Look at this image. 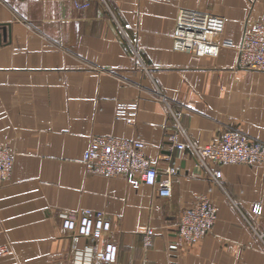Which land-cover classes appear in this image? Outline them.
Instances as JSON below:
<instances>
[{
	"label": "crops",
	"instance_id": "0c3cea01",
	"mask_svg": "<svg viewBox=\"0 0 264 264\" xmlns=\"http://www.w3.org/2000/svg\"><path fill=\"white\" fill-rule=\"evenodd\" d=\"M107 1L0 0V145L15 153L11 178L0 182L8 248L0 264H67L57 212L81 207L111 218L119 264H264L254 230H264V163L221 165V188L172 140L180 123L199 145L228 128L264 141V70L240 66L235 46L203 56L173 42L178 12L189 8L223 15L238 45L246 25L264 21V0ZM120 102L137 104L132 122L116 117ZM97 134L142 140L158 181L176 167L171 196L88 172L83 154ZM201 195L217 206L212 230L169 250L183 209Z\"/></svg>",
	"mask_w": 264,
	"mask_h": 264
},
{
	"label": "built area",
	"instance_id": "2783aa9c",
	"mask_svg": "<svg viewBox=\"0 0 264 264\" xmlns=\"http://www.w3.org/2000/svg\"><path fill=\"white\" fill-rule=\"evenodd\" d=\"M100 1L109 8L107 0ZM225 24V17L221 14L181 8L173 33L174 47L197 55L217 56L223 46H235L239 52L240 66L264 70V21L256 20L246 25L238 45L224 34ZM128 27L129 23L120 24L125 36ZM162 99L166 101L163 96ZM168 106L175 116L171 106ZM136 111L135 102H120L116 117L132 122ZM177 128L178 133L172 135L173 142L180 149L189 148L197 163L207 169L213 183L221 188H224L221 165L264 163V141L240 129H225L214 140L199 145L188 136L180 123ZM179 133L184 136L183 141L178 140ZM14 156L13 150L0 145V182L11 178ZM83 161L88 172L124 176L135 187L141 183L158 185L160 195L172 194L171 180L177 168L167 166L164 169L167 179L158 181L159 169L145 154V143L139 138L93 135L83 154ZM260 207L261 202L257 201L253 209L259 212ZM57 216L61 220L63 234L70 239L67 264H119V236L104 210L91 207L62 208L58 210ZM216 218L217 206L207 195H201L192 205L183 209L176 226V238L168 244L169 250H178L199 241L212 230ZM254 230L264 245V230ZM153 235L151 226L143 232L146 247L153 244ZM6 252L8 248L0 246V254Z\"/></svg>",
	"mask_w": 264,
	"mask_h": 264
}]
</instances>
